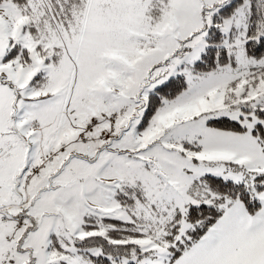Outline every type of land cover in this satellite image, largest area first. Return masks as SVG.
I'll return each instance as SVG.
<instances>
[{"label":"snow or ice","instance_id":"6c2138e0","mask_svg":"<svg viewBox=\"0 0 264 264\" xmlns=\"http://www.w3.org/2000/svg\"><path fill=\"white\" fill-rule=\"evenodd\" d=\"M0 264H264V0H0Z\"/></svg>","mask_w":264,"mask_h":264}]
</instances>
